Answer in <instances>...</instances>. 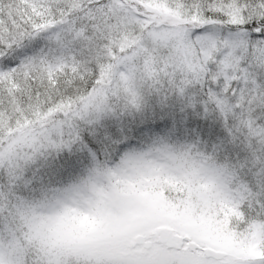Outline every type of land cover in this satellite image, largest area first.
Masks as SVG:
<instances>
[{"label": "snow or ice", "instance_id": "6c2138e0", "mask_svg": "<svg viewBox=\"0 0 264 264\" xmlns=\"http://www.w3.org/2000/svg\"><path fill=\"white\" fill-rule=\"evenodd\" d=\"M145 150L224 226L198 264H264V0H0V264H104L86 192Z\"/></svg>", "mask_w": 264, "mask_h": 264}, {"label": "rangeland", "instance_id": "374dc122", "mask_svg": "<svg viewBox=\"0 0 264 264\" xmlns=\"http://www.w3.org/2000/svg\"><path fill=\"white\" fill-rule=\"evenodd\" d=\"M180 166L166 153L145 150L125 159L127 171L90 187L86 196L100 219L76 237L82 250L104 264H198L187 240L227 247L224 226L197 191L186 184L184 199L173 195L175 185L164 176L167 169ZM166 231L183 237V244L161 240ZM139 235L151 247L137 244Z\"/></svg>", "mask_w": 264, "mask_h": 264}, {"label": "water", "instance_id": "95a60500", "mask_svg": "<svg viewBox=\"0 0 264 264\" xmlns=\"http://www.w3.org/2000/svg\"><path fill=\"white\" fill-rule=\"evenodd\" d=\"M136 243L139 244V245H143L144 248H149L151 247V243L148 242L144 236H137L136 238ZM165 240L166 242L168 243H171L172 241L174 240H178V247L181 246L183 244V237H180V236H175L174 233H172L171 231H166V232H163L162 233V237H161V240Z\"/></svg>", "mask_w": 264, "mask_h": 264}]
</instances>
